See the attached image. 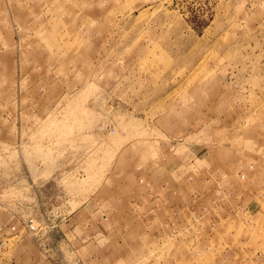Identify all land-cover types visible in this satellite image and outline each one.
Listing matches in <instances>:
<instances>
[{"label": "rangeland", "instance_id": "1", "mask_svg": "<svg viewBox=\"0 0 264 264\" xmlns=\"http://www.w3.org/2000/svg\"><path fill=\"white\" fill-rule=\"evenodd\" d=\"M0 264H264V0H0Z\"/></svg>", "mask_w": 264, "mask_h": 264}, {"label": "crops", "instance_id": "2", "mask_svg": "<svg viewBox=\"0 0 264 264\" xmlns=\"http://www.w3.org/2000/svg\"><path fill=\"white\" fill-rule=\"evenodd\" d=\"M125 163H127V162H125ZM52 177H53V175H51L49 177V179L52 180L53 179ZM63 178H61L60 180H63ZM127 195L128 194H126L125 197H127ZM65 196H66V194H65ZM86 196H87V199H83L81 201L80 205L77 208H75V209L72 208V205H74L75 203L77 204V202H79L80 198L82 199V196H80L79 200H78V197H76V196L75 197L72 196L70 199H69V197H66L65 206L64 207L66 208V210L68 212H73V213L75 212V213H78V214H80V213H83V214L92 213V215H95L98 212L104 211V208L107 206V201L106 200H107V197H108V196H106V191L105 190L102 191V192H100L98 190H96V191L92 190L88 194H85V197ZM121 197H124V196H121ZM105 201H106V205L104 204ZM98 217H99V215H96L95 218H93V220L98 219ZM103 222L102 221H94V222L88 221V224L91 225V226L93 225L96 228H101ZM34 260H35V258L31 257V261H34Z\"/></svg>", "mask_w": 264, "mask_h": 264}, {"label": "built area", "instance_id": "3", "mask_svg": "<svg viewBox=\"0 0 264 264\" xmlns=\"http://www.w3.org/2000/svg\"><path fill=\"white\" fill-rule=\"evenodd\" d=\"M29 229L30 231H35V228L32 225L29 226Z\"/></svg>", "mask_w": 264, "mask_h": 264}]
</instances>
